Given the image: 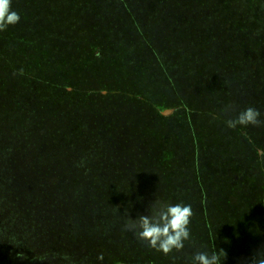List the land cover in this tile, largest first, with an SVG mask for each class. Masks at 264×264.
<instances>
[{
    "label": "trees",
    "instance_id": "obj_1",
    "mask_svg": "<svg viewBox=\"0 0 264 264\" xmlns=\"http://www.w3.org/2000/svg\"><path fill=\"white\" fill-rule=\"evenodd\" d=\"M78 1L80 3L79 8H77L79 14L83 12L82 9L87 4L91 7L94 3L96 5L94 8H98L107 2V0ZM111 1L112 5H119L120 2L129 5H125L128 10L118 11L114 17L108 14L107 9L99 13L100 18L102 17L103 23H105L104 35L107 39L103 42L94 38L93 41L108 49L103 61L107 66L108 75L99 76L93 72L88 73L81 78L83 86L77 87H83V89L90 91L98 89L100 84L108 88L110 87L109 84H112L116 90H123L124 86H135L134 90H142L146 94L150 93L151 97L155 99L159 98L163 106L156 109L151 107L155 103L151 102L150 106L142 102L133 110L127 102H125L126 105H119L120 101L117 97L116 99L111 98L112 101L109 98L108 101L103 99L102 102H99L98 100L101 99L99 97L91 96L90 98L75 100L77 98L62 96L56 102L45 103L42 107V119L44 108L53 107L56 115L54 109L48 114L54 116L58 123L54 126H52L53 124H45L47 129H52L47 130L43 135L23 134L21 137L28 140L25 146L33 147V151H42V164L56 161L61 171L73 170L80 176L83 172L86 175L88 173V177L90 176V179L94 181L93 186L99 185L101 197L107 199L106 205L111 212H119L120 209L126 207L138 209L141 206L142 200L145 199V192L141 189L143 188L142 185L151 181L150 178L158 180L155 175L158 172L154 166L164 163L171 165L172 169L179 166L175 172L168 173V183H166L173 191L184 186L192 187L194 192L200 189L198 191L200 209L198 211L193 209V212L197 211L203 214L200 212L202 208L208 209L213 202L216 203L218 209H221L222 201L220 200L236 198L241 203L236 211L246 213H239L244 218L241 221L248 223L249 218L244 215H251V219L255 218L258 221L254 239L247 237L244 228H242L243 230H240L237 233L238 236L235 237L236 242L241 244L249 239L253 241L252 246L256 252L264 250V225L260 224L261 218H264V123L247 126L237 125L235 129L238 135L232 132L233 129L227 130L228 121L235 119L239 111L248 107L257 109L261 114L259 119L264 121V0H149L150 2L145 0V3L152 5L158 13L144 14L142 12L144 17L134 14V8L130 5L132 0ZM112 21L113 25L109 30L105 25ZM124 22H127L128 27L130 26V29L136 32H134L132 40L127 39L128 42L124 41L123 38ZM149 25H155L159 33H152ZM120 35L123 37H119ZM93 54L92 57L95 61ZM151 67L156 72L161 73L162 71L163 76H167L170 84V86L168 85L169 90L167 89L169 98L167 95H163L164 92H154L150 90V86L141 84L140 77H143ZM216 68L226 70V73L233 75V82L236 85L233 83V87H226L225 84L219 83ZM120 71L124 72V78L118 76ZM208 88H212L211 92L208 91ZM65 89L68 90L69 87ZM197 89L198 92L204 94L203 97L206 99L202 103L195 97ZM46 94L50 95L49 92ZM65 99L69 100L66 101ZM86 99L95 102L96 105L98 104V110L95 111L94 116H90L92 114L90 106L82 101ZM72 101H78L82 104L81 112L78 109L81 115L75 114L77 111L66 113L61 110L60 115L63 114L61 116L64 117L57 116L59 107L67 106L68 108ZM16 103L18 106L14 108L12 101L0 96V120L6 116L9 110L10 112L19 111L20 114L15 115L19 121L15 123L17 125L13 132L33 134V129L30 128L34 125L38 126V124L34 123L31 117L34 112L31 110L32 104L28 100ZM114 103L123 110L128 108L129 111L126 116H129L131 120L136 117L138 125L144 123L148 125L149 122L153 124V127L146 129V134L142 133L147 139L144 140V144L148 146L146 152L141 150V147L144 146L142 143L141 147L139 144H135L127 152L121 151L120 143L122 142L118 141L120 136L113 134L116 132V128L111 125L114 121H110V118L106 122V119L103 118V116H108L107 111H110V108H115ZM230 103L236 104L237 108L234 110L230 107L228 111L225 110ZM33 105L37 106L35 102ZM192 108H196L199 114H193ZM165 109L170 110L169 114H163ZM208 110L210 111L209 114ZM101 111L103 112L102 116L100 115ZM48 114L46 116H49ZM88 120L92 123L90 130H87ZM10 122L13 123V120ZM49 123H52V120H49ZM206 124H221L218 127L220 141L216 146L210 148L207 146L205 150H202L201 146L206 139V136L203 135L204 127H207ZM96 132L100 135L102 132L108 133L109 139H104ZM198 135L200 138H197ZM164 136L166 138L172 137L171 146L166 147V144L162 143L163 147H158L157 139L162 141ZM74 138L79 140L82 138L88 147L87 150H89L78 159L73 158L69 150ZM90 146L93 149H90ZM119 146L120 148H118ZM151 147L155 151L151 152L149 149ZM203 147L205 146L203 145ZM186 149L189 150L188 159L185 158L184 150ZM16 151L18 153L11 157L6 154L7 159L3 157L4 162L0 165V264H7L6 262L12 261L10 259L11 249L14 245L12 240L17 238L15 236L11 238L10 235L15 222L22 220L25 223L26 221L31 222L37 215L42 218L39 214L47 204L45 202L44 205L42 202V190L44 192L47 189V187L42 186V179L38 177V182L34 184L36 186H30L29 184L33 183L27 181V173L28 171L31 172L30 165L33 161L31 162L22 148L19 147ZM19 151L23 152L20 153ZM161 151H168L169 156L165 158ZM206 153L210 155L204 156ZM147 154L149 160L153 161L151 165L147 162ZM205 157H208L207 162L211 164L210 166L205 164ZM185 165L191 168L192 174L185 168ZM244 165L247 167L246 170L241 169ZM124 167L131 171L128 172L131 174L130 177H127L125 173L121 174L126 170H122ZM144 171L152 173V176L147 177ZM97 172L104 173L98 177ZM240 175H244V178L238 179ZM56 176L54 174V177ZM76 177L73 178L77 180ZM125 178L130 180L127 182V187H124L125 182L122 183ZM205 178L210 181H206ZM135 179L138 180L134 182ZM250 179L252 180L251 183ZM158 182L160 185H166L164 181L158 180ZM205 186H208L207 188L211 192L202 188ZM250 186H254V189L249 190ZM75 187L74 190H77V185ZM33 190L39 191L36 195L37 200H31ZM248 191L249 194L247 195ZM56 194L59 195L50 198V208L52 211L62 212L70 201L67 198V193L62 190L57 191ZM85 196L87 197V195ZM163 196L158 198L160 202L165 201L170 204L179 202L169 201L167 196L162 198ZM186 196L193 197L194 194L189 195L188 192ZM88 198L93 197L88 196ZM154 202L156 201L151 200L152 205ZM149 210L151 211V209ZM138 214V212L135 213V215ZM207 217L213 219L215 216L207 214ZM201 219L206 223L204 217ZM69 221L70 224L71 220ZM121 227L118 225L116 228L120 230ZM105 233L103 232V234ZM99 234L102 235V232ZM214 238L216 239V237ZM204 240L207 242L208 238L204 237ZM221 240V236H218L217 241ZM134 241L132 238L127 242L134 243ZM118 246L119 243L116 246L101 248L100 256L102 255L103 259L96 264H138L139 259H137L138 255L135 254V246H129V254L134 260L131 259L130 263L128 258L124 257L125 263L121 257V252H124L125 247L120 250ZM204 246L206 251L214 252L205 243ZM2 248L5 249L2 251ZM4 251L10 252V254L5 256L3 255ZM147 252L148 256L142 254L147 258L146 263L143 264H155L150 262L151 259L157 260L159 263L167 262L150 256L152 251ZM223 252L225 255L220 257L221 264H227L224 261L228 260V255H232L234 251L231 252L227 246L223 248ZM190 259L186 264H190ZM233 262L236 264V261Z\"/></svg>",
    "mask_w": 264,
    "mask_h": 264
},
{
    "label": "rangeland",
    "instance_id": "obj_2",
    "mask_svg": "<svg viewBox=\"0 0 264 264\" xmlns=\"http://www.w3.org/2000/svg\"><path fill=\"white\" fill-rule=\"evenodd\" d=\"M79 4L78 0H11L12 10L16 11L20 16L19 22L8 26L4 31H0V96L6 97L12 101V107L14 108L18 106L16 102L28 100V102L32 104L31 110H34L31 116L33 122L37 123L39 126L34 125L30 128L33 129V134L24 132L14 133L13 131L17 125L15 123L19 121L16 119L15 115L20 114V112L15 110L14 112H10V110L7 111L6 116L0 120V165L4 162L3 157L7 159L6 154H9L8 157H11L15 153H18L16 150L20 147L26 152L25 154L29 156L31 162L33 161L30 165L31 172L28 171L27 173V181L33 183L29 185L36 186L34 184L38 182L39 177L42 179V186H45V188L47 187L46 191L43 192L42 190V202L44 205L45 202H47L43 207L45 210L42 209L41 214H39L42 218L37 215L31 222L26 221L25 223L23 220L15 222L16 224L12 228L10 237L12 238L15 236L17 239L12 240L14 241L10 255L12 261L6 263L96 264L101 262V260L98 259L101 248L116 246V244L119 243L118 247L120 250L122 247L123 249L125 247L124 252H121V257L123 260L124 257L128 258L129 263L133 260L129 254V246L131 245L136 247L135 254L138 255V264H143L147 260L146 257L142 256V254L148 256L147 251H152L150 256H155L156 259H160L163 262L167 261L168 263L165 262L167 264H176L177 261V264H186L195 252L206 251V247L204 246L205 243L214 253L217 252L220 257L224 255V247L228 246L231 252L234 251L232 255H228V260L224 261L227 264H235L233 261H236V264H250L251 257L256 253L252 246L253 241L248 239L245 243L240 244L236 242L235 237L238 236L237 233L244 228L245 235L254 239L258 221L255 218L251 219V215H244L249 218L248 223L241 221L244 218L242 217L243 215L239 213L245 212L236 211L239 205H241L236 198L232 200H220L222 201L221 209H218L216 203L213 202L212 206L208 207V209L206 207L204 209L202 208L200 212H203V214L198 213L197 211L200 209L198 191H200V189L194 192L192 187L189 188L184 186L179 190L173 191L172 188L167 185L168 173L171 174L175 172L179 169V166L174 167V169H172L171 165L166 163L154 166L158 172L155 174L156 177L159 181L167 182L166 185H160L157 179L150 178L151 181L142 185L143 188L141 189L145 192V199L142 200L141 206L138 207V209L126 207L120 209L119 212H111L106 205L108 203L107 199L101 197L102 194L99 190V185L93 186L94 181L90 179V176L88 177V173L86 175L83 172L81 174L82 176H80L79 173L77 174L73 170L67 169L61 171L56 161L42 164V151H33V147H29L28 145L25 146L28 140H24L25 137H21L23 134L32 136L43 135L47 130L52 129H47L45 124H53L52 126H54L58 123V121L54 119V116L52 117L48 114L49 111L54 109L56 115L55 108H44L42 119V107H44L45 103L51 104L56 102L62 98V96L66 98H77L75 100H80V98L85 99L86 97L90 98L91 96L99 97L101 99H96L99 102H102L103 99L108 101L107 99L109 98L116 99L117 97L120 101L119 105H126L125 102H127L133 110L142 102L148 105L153 102L155 103L154 106H150L156 109L163 106V104L160 103V99L157 98L158 96L156 97L157 99H155L151 97L150 93L146 94V92L142 90H134L135 86H124L123 90H116V87L112 84H109V88L100 84L98 89L90 91L83 89V87L78 88L79 86H83V82L81 81L82 76L88 73L91 74L93 72L99 76L108 75L107 66H105L103 62L108 53V49L107 47L104 48V45L102 47L100 44L93 41L94 38H98L103 42L107 39L104 35L105 23H103L104 20L102 17L100 18L99 13L107 9L106 11H108V14L114 17V14L118 13V11L128 10L125 8V5H129L122 4L121 2L118 3L119 5H112L111 0H107L104 6L98 8H94L96 6L94 3H92L91 7L87 4V6L82 9L83 15L82 13H78L79 11L77 8H79ZM130 5L134 8V14L138 16L142 15L141 17H144L145 13H158L152 5H147L145 0H132V4ZM142 12L144 14H142ZM112 25L113 21L106 24L105 27L111 30ZM117 25L119 26V24ZM123 25L125 26V29H123L124 37L122 35L119 37H123L124 41L128 42L127 39L132 40L136 32L131 30L130 26L128 27L127 22H124ZM129 25H131V23H129ZM149 27H151L152 33H159L155 25H149ZM92 54L95 56V61L93 60ZM148 70L149 71L145 73L143 77H140L141 84L150 86V90L154 92H164L163 95H167V98H169L170 96L167 89L169 90L170 84L167 76H163L162 71V74L156 72L152 67ZM216 70L217 75H219V83L225 84L224 86L226 87H233V75L226 73V70L223 71L217 68ZM114 75L113 73V76ZM123 75L124 72L120 71L118 76L124 78L125 76ZM66 87H69V89L66 90ZM211 89L212 88H208V91L211 92ZM45 92H49L50 95H47ZM197 92L198 89L195 93V97L200 103L204 102L206 100L203 97L204 94L202 92ZM65 100L67 101L69 99ZM112 100L113 99L110 101ZM82 101L87 106H90V110L92 111L90 116H94L96 114L95 111L98 110V104L96 105L95 102L88 101L87 99ZM34 102L40 108L34 106ZM77 102H69L70 106H68V108L67 106L59 107L60 109L57 112V116L64 117L61 116L63 114L60 115L61 110L66 113H69V111H71V113L77 111L75 114L81 115L79 112H81L82 104ZM64 103L67 104V102ZM114 107L115 108H110V111H107L108 116H103V118L106 119V122H108L110 118V121H114L111 125L116 128V132L113 134L120 136L118 141L122 142L120 143L121 151L123 153L127 152V150L130 147L133 148L135 144H139L141 147L147 140L146 136H143L142 133L144 132L146 134V129L153 127V124L149 122L150 124L148 125L145 123L138 125V119H136V117L131 120L129 116H126L129 111L128 108H124L123 110L117 107L116 103H114ZM230 107L235 110L237 105H232L230 103L225 110L228 111ZM191 111L193 114H199L196 108H192ZM169 112V109H165L163 114H169ZM209 112L208 110V114ZM47 114L49 116H46ZM102 114L103 112L101 111L100 115L102 116ZM103 118L101 119L102 121L104 120ZM11 120H13V123L10 122ZM49 120H52V123H49ZM130 124L132 125L130 126ZM206 125L207 127H204L203 133V135L206 136L203 142L205 147L202 145V150H205L207 146L208 148L214 147L219 144L220 141L218 127H220L221 124ZM91 127L92 123L88 120L87 130H90ZM144 127L145 129H142ZM228 127L227 130L233 129L232 132L238 135L235 129L236 127ZM106 130L109 131L108 129ZM100 136L104 139H109L108 133L106 132H102ZM197 138H200V135H198ZM162 139V141L160 139H157V141L155 140L157 143L159 142V144H157L158 147H163L162 143L166 144V147L171 146V136L169 138L164 136ZM118 148H120V146ZM146 148H148V146L144 144V146L141 147L142 152H146ZM87 149L88 147L86 143L84 144L82 138L81 140L74 138L69 147L70 155L76 159L89 152ZM90 149L93 148L90 146ZM149 149L151 152L155 151L152 147ZM187 149L184 150L186 159H188L189 156V150ZM23 151L19 152L21 153ZM161 153H163L165 158L169 156L168 151H161ZM209 155L208 153H206V155L204 154V156ZM146 158L148 164L151 165L153 161L149 160L148 154ZM207 159L208 157H205V164L210 166L211 164L207 162ZM185 168L192 174L189 166L185 165ZM246 168L245 165L241 167L242 170H246ZM122 170L125 171L121 174L125 173L127 177H130L131 174L128 172L131 171H129L127 167H124ZM103 173L104 172H97L96 175L99 177ZM54 174L57 176L54 177ZM144 174L147 177L152 176V173L148 171H144ZM74 176H77V180L73 178ZM242 178H244V175L238 177V179ZM136 180L138 179H135L134 182H136ZM205 180L210 181L206 178ZM246 180L249 181L248 179ZM129 181L130 180L126 178L122 181V183L125 182L124 187L128 186L127 182ZM251 181L250 179V183ZM184 184L187 185L186 183ZM75 185L78 187L77 190H74L76 189ZM101 187L104 188L103 185H101ZM207 187L205 186L202 188L211 192ZM186 188L189 189L187 190ZM253 189L254 186L249 187V190ZM60 190L67 193V198L70 201L69 205L67 203L65 210H62V212L52 211L50 208V198L59 195L56 193ZM38 192V190L32 191L33 198L31 197V200H37L36 195ZM188 192L189 195L194 194V196L187 197L186 195ZM164 194L169 198V201H179L177 203H181L182 201L184 204H190L192 210H197L193 212L189 225L191 233L190 240L185 242V246L181 251H173L167 255L150 248L145 241L137 239L132 230L125 228V225L130 222V219H135L139 215H147L150 213L149 209L153 206L151 200L159 201L158 198ZM248 194L249 191L247 192V195ZM85 195H87V197ZM88 196L93 198H88ZM187 198L189 199L187 200ZM148 199L150 200L146 202ZM137 212L139 214L135 215ZM207 214H213L215 217L211 219L207 217ZM201 217L206 219V223ZM69 220H71L70 224ZM260 224L264 225L263 217L261 218ZM118 225L122 226V229H120L122 232L116 228ZM100 232H102V235L99 234ZM103 232L106 233L103 234ZM204 232L209 233V235ZM218 236H221V241H217ZM204 237L208 238L207 242H205ZM214 237H216V239ZM132 238L135 240L134 243H128L127 241ZM4 249L5 248H2V251ZM9 254L10 252L4 251L3 255L8 256ZM5 256H3L4 259H6ZM151 260L150 262L155 264H165L159 263V261L154 259Z\"/></svg>",
    "mask_w": 264,
    "mask_h": 264
},
{
    "label": "clouds",
    "instance_id": "obj_3",
    "mask_svg": "<svg viewBox=\"0 0 264 264\" xmlns=\"http://www.w3.org/2000/svg\"><path fill=\"white\" fill-rule=\"evenodd\" d=\"M19 14L12 10L11 0H0V31L19 22ZM260 112L248 107L238 112L235 119L229 120L230 127L259 125L264 123L259 119ZM193 215L190 204L154 202L150 213L139 215L125 225L132 230L137 239L145 241L148 246L165 255L173 251H181L185 242L191 238L190 222ZM225 255V253H224ZM99 260L103 256L98 257ZM190 264H221L218 253L197 251L192 254ZM250 264H264V250H258L250 259Z\"/></svg>",
    "mask_w": 264,
    "mask_h": 264
}]
</instances>
